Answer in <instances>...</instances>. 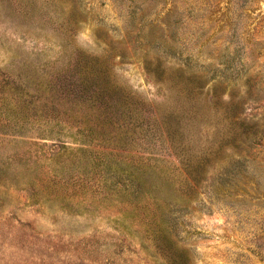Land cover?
Wrapping results in <instances>:
<instances>
[{"label":"rangeland","instance_id":"374dc122","mask_svg":"<svg viewBox=\"0 0 264 264\" xmlns=\"http://www.w3.org/2000/svg\"><path fill=\"white\" fill-rule=\"evenodd\" d=\"M0 264H264V0H0Z\"/></svg>","mask_w":264,"mask_h":264}]
</instances>
